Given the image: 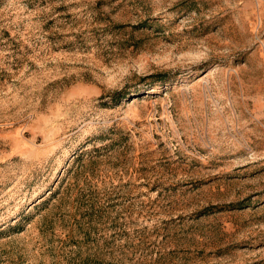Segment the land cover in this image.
<instances>
[{
  "label": "rangeland",
  "instance_id": "374dc122",
  "mask_svg": "<svg viewBox=\"0 0 264 264\" xmlns=\"http://www.w3.org/2000/svg\"><path fill=\"white\" fill-rule=\"evenodd\" d=\"M0 264H264V0H0Z\"/></svg>",
  "mask_w": 264,
  "mask_h": 264
}]
</instances>
